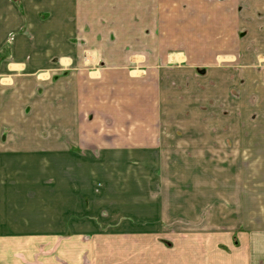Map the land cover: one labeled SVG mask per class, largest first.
I'll list each match as a JSON object with an SVG mask.
<instances>
[{"label": "crops", "instance_id": "0c3cea01", "mask_svg": "<svg viewBox=\"0 0 264 264\" xmlns=\"http://www.w3.org/2000/svg\"><path fill=\"white\" fill-rule=\"evenodd\" d=\"M211 101L237 115L230 146L249 151L241 219L262 236L264 0H0V264H206L204 241L176 256L161 239L163 215L192 213L172 195L126 223L85 221L82 201L96 181L116 184L112 164L201 148L186 113ZM260 250L242 264H264Z\"/></svg>", "mask_w": 264, "mask_h": 264}, {"label": "rangeland", "instance_id": "374dc122", "mask_svg": "<svg viewBox=\"0 0 264 264\" xmlns=\"http://www.w3.org/2000/svg\"><path fill=\"white\" fill-rule=\"evenodd\" d=\"M245 56L246 53L240 54L239 64L234 68L239 72L238 84L233 87L230 97L234 106L242 100L241 87L244 81H240V72L247 65L244 62ZM229 102L223 106L226 109L222 108L219 112L215 110L220 102L215 104L211 101L208 105L192 103L191 112L186 114L187 118L191 116L192 129L197 126L200 137L203 138L201 141H205L201 143V148L186 147L173 151H159L160 156L154 159L148 154L143 159L131 160L121 169L118 166L120 163L112 164L109 167L110 175L120 179L114 185L112 182L109 188L104 187V183L100 180L96 181L94 201L90 200L91 198L82 201L87 209L84 215L85 221L87 218L94 223L132 221L134 219L130 211L133 208L152 206L154 210H163L166 204L163 199L168 193L174 197L171 205L175 206L177 211L191 209L190 217L177 213L169 214L168 218L163 215V222L160 223V214H158L148 221L162 225L164 237L161 239H164L166 247L176 256L181 253H196V241L199 240L206 243V254L203 256L206 264H242L243 256L260 254V248H264L261 246L264 235L255 236L254 231L246 228L241 219L243 174L248 168L244 164L249 158V151H244L245 146H242V142L238 147L234 144L230 146V141L233 142L234 137H231L228 131L229 127L234 125L237 115L234 109L232 111V108L227 107ZM220 131L223 133L220 134ZM216 137L219 140H216ZM221 137H224V141ZM223 142L228 144L222 148L220 146ZM172 152L175 153L173 157ZM237 152L239 157L236 158ZM79 157L82 159L86 155ZM191 172L197 173L195 181H186ZM168 173L170 178L166 177ZM193 184L198 185L195 191L192 190V186L189 189ZM134 185H139L144 191L129 190V187ZM128 192L131 197H127V200L125 196ZM190 192L192 195L186 196ZM188 199L191 200L189 204ZM90 206L93 210L89 209ZM195 210L198 212L193 213ZM88 212L94 214L88 215ZM189 225L191 226L189 229L183 230L182 226ZM110 232L115 231L111 229ZM143 232L136 231V233ZM175 236L179 237L177 243ZM188 238L191 239L190 244L184 245L181 241H186Z\"/></svg>", "mask_w": 264, "mask_h": 264}]
</instances>
